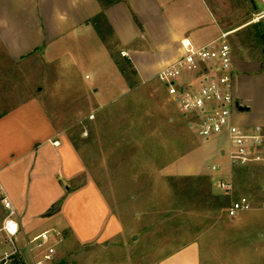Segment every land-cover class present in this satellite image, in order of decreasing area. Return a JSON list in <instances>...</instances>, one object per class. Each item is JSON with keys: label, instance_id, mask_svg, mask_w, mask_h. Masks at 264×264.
<instances>
[{"label": "rangeland", "instance_id": "1", "mask_svg": "<svg viewBox=\"0 0 264 264\" xmlns=\"http://www.w3.org/2000/svg\"><path fill=\"white\" fill-rule=\"evenodd\" d=\"M216 1L222 5L218 14L223 28H237L229 35L234 59H264V41L254 31L258 22L264 32V0ZM0 58V112L29 96L40 98L53 119L64 121L70 144L83 162L81 175L67 183L63 177L60 180L68 192L80 184L89 185L84 190H97L123 226L122 235L83 246L73 245L66 233L63 245L68 243L70 264H152L193 239L201 264H257L246 249L254 240L264 243V239L250 227L238 229L229 221L227 195L206 169L211 162L201 156L206 139L188 128L157 78L142 82L119 62L122 75L102 74L100 79L105 84L112 78L119 90H94L96 72L108 69L96 44L76 58L57 54L53 60L13 63L1 50ZM207 144L220 149L226 140L215 137ZM188 164L196 169L187 171ZM245 167L250 170L237 173L239 187L255 199L254 206L261 207L264 166ZM83 199L79 196L76 205L83 203L84 211L92 214L93 208ZM257 208L234 219L254 218L249 226L262 228L264 208ZM61 214L67 216L65 211ZM2 216L0 206V220ZM239 246L242 262H236Z\"/></svg>", "mask_w": 264, "mask_h": 264}, {"label": "crops", "instance_id": "2", "mask_svg": "<svg viewBox=\"0 0 264 264\" xmlns=\"http://www.w3.org/2000/svg\"><path fill=\"white\" fill-rule=\"evenodd\" d=\"M220 3L216 0H0L1 55L13 63L53 60L57 54L76 58L96 44L108 69L96 72L94 90L117 91L120 87L112 78L105 84L100 79L102 74L122 75L119 62L128 60L127 66L138 79L152 81L160 70L182 55L181 39L188 38L201 46L227 30L218 14L222 9ZM97 83L105 87H96ZM233 84L234 101L248 107L243 111L234 109L233 122L247 130L259 127L264 131V64L253 56L234 59ZM7 107L0 112V194L5 193L13 202L21 230L33 235L45 229H57L64 235L67 233L76 246L97 244L122 235L123 226L97 190H84L89 185L80 184L68 192L66 183L82 174L83 162L70 144L64 121L53 119L36 96ZM208 141L205 140V148L201 150L203 160L223 164L219 174L209 173L210 176L213 179L224 176L233 183L227 206L242 195L254 206L255 199L240 189L237 176L238 171L250 169L229 168L221 153L225 146L215 149ZM185 167L187 171L196 169L194 164ZM261 189L264 192V185ZM79 196L84 197V204L90 203L92 214L84 211L83 203L80 207L76 205ZM56 205L61 207L50 212ZM64 211L67 216L63 217ZM239 215L242 214L228 215L229 221L236 222L238 229L250 227L257 238L264 239V227L249 226L254 225V218L253 223L247 217L234 219ZM67 244L63 245L61 254H68ZM197 245V239L188 240L152 264H201ZM248 250L250 261L264 264V243L254 240ZM237 251L236 262H242V247Z\"/></svg>", "mask_w": 264, "mask_h": 264}, {"label": "built area", "instance_id": "3", "mask_svg": "<svg viewBox=\"0 0 264 264\" xmlns=\"http://www.w3.org/2000/svg\"><path fill=\"white\" fill-rule=\"evenodd\" d=\"M231 32L221 31L201 46L188 38L181 39L182 55L160 70L157 79L197 136L206 140L225 138L221 153L229 168L264 166V131L259 127L247 130L233 122L236 102ZM121 54L126 55L124 51ZM221 168L222 164L216 162L206 165L214 174H219ZM215 185L222 194H233L230 178L218 176ZM0 206V264H70L67 255L60 252L65 238L62 231L50 228L26 235L20 228L17 210L5 193L0 194ZM251 208L248 197L242 195L231 200L227 211L234 217Z\"/></svg>", "mask_w": 264, "mask_h": 264}, {"label": "trees", "instance_id": "4", "mask_svg": "<svg viewBox=\"0 0 264 264\" xmlns=\"http://www.w3.org/2000/svg\"><path fill=\"white\" fill-rule=\"evenodd\" d=\"M254 29H255L254 31H255L256 37L259 40L264 41V32H262L261 27H260L258 22L256 24H254ZM260 61L262 62V64H264V59H260ZM125 62L128 63L129 61L125 60ZM55 208H56V206L53 207L50 212H53L55 210Z\"/></svg>", "mask_w": 264, "mask_h": 264}, {"label": "water", "instance_id": "5", "mask_svg": "<svg viewBox=\"0 0 264 264\" xmlns=\"http://www.w3.org/2000/svg\"><path fill=\"white\" fill-rule=\"evenodd\" d=\"M236 110H237V111L248 110V107H246V106H241V105H238V103H236Z\"/></svg>", "mask_w": 264, "mask_h": 264}]
</instances>
